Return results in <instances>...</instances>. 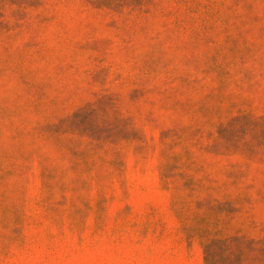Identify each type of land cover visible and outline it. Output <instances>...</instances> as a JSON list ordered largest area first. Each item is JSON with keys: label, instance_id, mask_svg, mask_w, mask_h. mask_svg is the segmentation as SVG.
<instances>
[{"label": "rangeland", "instance_id": "rangeland-1", "mask_svg": "<svg viewBox=\"0 0 264 264\" xmlns=\"http://www.w3.org/2000/svg\"><path fill=\"white\" fill-rule=\"evenodd\" d=\"M0 264H264V0H0Z\"/></svg>", "mask_w": 264, "mask_h": 264}]
</instances>
